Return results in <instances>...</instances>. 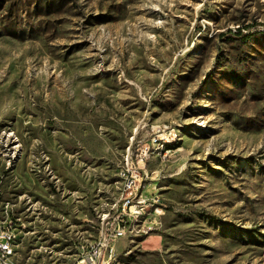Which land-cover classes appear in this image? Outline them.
Listing matches in <instances>:
<instances>
[{
  "label": "rangeland",
  "instance_id": "374dc122",
  "mask_svg": "<svg viewBox=\"0 0 264 264\" xmlns=\"http://www.w3.org/2000/svg\"><path fill=\"white\" fill-rule=\"evenodd\" d=\"M169 127L153 237L99 250L132 136ZM0 225V264H264V0H0Z\"/></svg>",
  "mask_w": 264,
  "mask_h": 264
},
{
  "label": "built area",
  "instance_id": "2783aa9c",
  "mask_svg": "<svg viewBox=\"0 0 264 264\" xmlns=\"http://www.w3.org/2000/svg\"><path fill=\"white\" fill-rule=\"evenodd\" d=\"M173 128L158 129L152 132L146 139H138L135 133L126 150V156L122 157L117 170V184L123 185L122 194L112 209L103 215L99 225V250L108 249L112 241L126 238L128 234L148 236L155 230L156 222L149 220V224L133 225V218L140 214L141 208H148L149 203L145 198H138V189H143L144 183L150 178L148 165L150 163V149L153 142H160L162 138L171 137ZM169 152L164 153V158ZM152 214V213H151ZM156 216L162 213L157 208ZM13 235L6 233L0 225V253L2 257L13 255ZM81 263L96 264L97 252L89 253ZM1 264H4L3 262Z\"/></svg>",
  "mask_w": 264,
  "mask_h": 264
},
{
  "label": "crops",
  "instance_id": "0c3cea01",
  "mask_svg": "<svg viewBox=\"0 0 264 264\" xmlns=\"http://www.w3.org/2000/svg\"><path fill=\"white\" fill-rule=\"evenodd\" d=\"M142 195H143V197H144L145 199H147L148 203L151 205L152 202L150 201V199L153 200V198H154L153 195H152L151 193L147 192V190L143 191ZM151 213H152V212H151ZM150 219H151V220H154V222H157L158 217H157L155 214L152 213V214L150 215ZM149 223H151V222H147L146 224H149ZM155 229H156V225H155ZM154 231H155V230H154ZM154 231H153V233H154ZM128 237H129V238H134V237L148 238V237H153V236H152V233H151L150 235H148V236H145V237L138 236V235H134V234H128V236H127L126 238H123V239H121V240H129ZM148 239H149V238H148Z\"/></svg>",
  "mask_w": 264,
  "mask_h": 264
},
{
  "label": "trees",
  "instance_id": "16d2710c",
  "mask_svg": "<svg viewBox=\"0 0 264 264\" xmlns=\"http://www.w3.org/2000/svg\"><path fill=\"white\" fill-rule=\"evenodd\" d=\"M237 34L239 35V39L243 40L244 42H247L249 39L252 38L251 36L243 34L241 32H238ZM14 36H16V35H14Z\"/></svg>",
  "mask_w": 264,
  "mask_h": 264
},
{
  "label": "bare ground",
  "instance_id": "6f19581e",
  "mask_svg": "<svg viewBox=\"0 0 264 264\" xmlns=\"http://www.w3.org/2000/svg\"><path fill=\"white\" fill-rule=\"evenodd\" d=\"M138 217V216H137Z\"/></svg>",
  "mask_w": 264,
  "mask_h": 264
}]
</instances>
